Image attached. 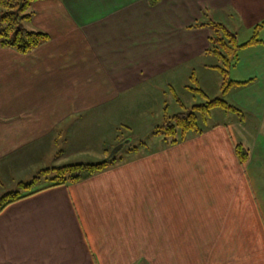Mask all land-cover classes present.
Returning a JSON list of instances; mask_svg holds the SVG:
<instances>
[{
  "label": "crops",
  "instance_id": "1",
  "mask_svg": "<svg viewBox=\"0 0 264 264\" xmlns=\"http://www.w3.org/2000/svg\"><path fill=\"white\" fill-rule=\"evenodd\" d=\"M31 10L28 29L50 40L27 55L0 47V182L11 188L2 199L52 179L43 172L63 167L60 156L114 148L135 123L164 121L173 80L201 85L220 73L212 31L191 26L211 20L240 36L264 22V0H41ZM260 44L232 68L241 76L232 81L253 80L243 108L261 106ZM175 96V108L190 107ZM251 146L221 125L172 146L141 141L103 172L9 205L0 264H264Z\"/></svg>",
  "mask_w": 264,
  "mask_h": 264
},
{
  "label": "trees",
  "instance_id": "2",
  "mask_svg": "<svg viewBox=\"0 0 264 264\" xmlns=\"http://www.w3.org/2000/svg\"><path fill=\"white\" fill-rule=\"evenodd\" d=\"M41 0H0V47L14 49L17 52L27 55L44 43L50 40V36L44 32L28 29V24L32 21V5ZM209 27L212 35L209 38L210 47L207 50L209 55H213L221 62L220 66L215 67L222 77V94L220 99L209 100L207 95L200 88L190 87L189 89L206 99V103L196 105L189 111L167 115L163 123L155 128L154 135L164 137V142L169 145H176L185 141L192 133H202L199 128L200 118H206L215 109H224L229 112L241 113L239 109L226 102L225 96L234 88L245 87L253 80L247 82L229 81L230 70L239 61V52L249 46L262 43L259 40V33L264 27V22L254 29L253 38L246 44L240 45L238 35L228 29L225 25L218 22L197 23L190 28ZM197 82L196 78H193ZM236 154L242 164H246L250 159L249 151L243 145L235 147ZM110 152L108 153V155ZM116 162L107 159L98 164H76L53 168L43 173L52 172L54 174L51 184L37 191H31L30 186L22 189L30 190L28 193L15 192L5 196L0 201V214L11 204L19 202L33 196L45 189L57 186H64L82 181L110 168Z\"/></svg>",
  "mask_w": 264,
  "mask_h": 264
},
{
  "label": "rangeland",
  "instance_id": "3",
  "mask_svg": "<svg viewBox=\"0 0 264 264\" xmlns=\"http://www.w3.org/2000/svg\"><path fill=\"white\" fill-rule=\"evenodd\" d=\"M210 21L211 20L207 22H210ZM253 36H254V33H251V34L241 33L240 36H238L239 44L244 45L248 43L253 38ZM258 39L261 41H264V33L260 32ZM254 47H257V46L256 45L249 46L245 49H251ZM245 49L240 50L239 52L240 57H241L242 51ZM214 60L218 65H220L221 62L218 58L214 57ZM240 77L241 76L239 72L234 71V69L233 70L231 69L228 80L229 81H232V80L241 81V80H238V79H241ZM258 84L261 88H263L264 75L261 74L258 76ZM171 85L172 87L177 89V94H174L172 90L169 87H167L166 100L168 102L167 103L168 108L170 106L169 115L170 113L177 114L179 113V111H182V112L189 111L196 105H201V104L206 103V99L202 97V95L190 92L189 90L190 87L200 88L204 90L207 93L209 100L220 99L223 97L222 88H221L222 86L221 75L218 72H213L209 76H207V78L202 81L201 85L196 84L193 80H190L189 78L186 80L185 79L175 80V81L173 80V83ZM242 92H244L243 88L236 87L230 92V97L225 98L227 103L239 109L241 113L229 112L224 109L212 110V112L208 114L206 118L204 117L200 118L199 128L202 131L207 132L215 126H218V125L224 126L226 129H229L230 133L232 134L233 138L237 141V143L239 142L240 144L241 143L250 144L252 145L251 146L252 148L254 147L253 149H256V155H255L256 161L249 167L248 175L250 176L252 180L251 186H252L253 192L255 193L256 198L259 201V205L261 207L262 218L264 222V92H263V97H261L262 98L261 106L259 107V110H255L251 108H243L242 106H240L239 94H241ZM175 95L179 96V98L182 99V101H186L190 103L191 104L190 107L183 109V110L180 107L179 109L175 108L174 106L176 104ZM140 100H144V97H141ZM254 111H257V112H254ZM136 122H139V121H136ZM162 123H163V119L159 123L157 122L148 123V124L135 123L134 124L135 130L133 132L134 134H131V137L127 138V139H132V143L130 145L125 146V148L117 155L116 161L120 162L121 159L126 157L129 150L135 147H138L141 141L150 146H158L159 143L163 145L164 137L161 136V137L155 138L154 133H153L155 127L161 125ZM127 139L121 140L122 142H120V144L123 143ZM101 141H103V143L105 142V140H101ZM105 143L107 145L108 143L112 145L114 142L112 139H110L106 141ZM61 146H62V143L60 142V147ZM71 148L72 146H68L69 151L71 150ZM114 148H106L105 145L103 146V144H100L99 147L95 149H90L88 151H84L80 154L76 153V154H69L66 156H60V160L62 161V165L64 166L65 165H76V164H85V165L86 164H98L108 159L107 157L109 155L107 154L108 156L105 157V153H106L105 151L108 150L111 153ZM154 148L155 147H153V149ZM1 182H0V195L4 193L5 190L11 189L8 185H4ZM49 183H51L50 178L43 180V181H39L38 183L33 185L30 190L32 191V190L40 189L43 185H46V184L48 185ZM12 189L14 190H11V191H14V192L18 191L21 193H27L30 191L28 189L22 190L18 184H16L15 187ZM1 197L0 199H2Z\"/></svg>",
  "mask_w": 264,
  "mask_h": 264
},
{
  "label": "water",
  "instance_id": "4",
  "mask_svg": "<svg viewBox=\"0 0 264 264\" xmlns=\"http://www.w3.org/2000/svg\"><path fill=\"white\" fill-rule=\"evenodd\" d=\"M132 143V139H127L123 143L116 146L112 152L109 154L108 159L113 160L117 157V155L125 148L126 145H130Z\"/></svg>",
  "mask_w": 264,
  "mask_h": 264
}]
</instances>
